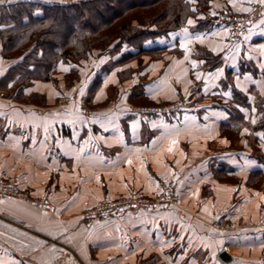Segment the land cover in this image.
Wrapping results in <instances>:
<instances>
[{"label": "crops", "instance_id": "obj_1", "mask_svg": "<svg viewBox=\"0 0 264 264\" xmlns=\"http://www.w3.org/2000/svg\"><path fill=\"white\" fill-rule=\"evenodd\" d=\"M257 6L262 14L233 44L221 14ZM189 20L146 44L165 51L145 64L144 79L123 78L127 68L104 57L83 61L70 88L64 78L72 67L61 64L58 86L37 81L25 90L45 96L46 107L0 93V180L17 178L22 192L49 205L0 201V264H264V130L256 105L264 99V2L212 0L207 15ZM16 62L0 56V80ZM64 95L90 101L95 114H84L77 100L60 102ZM172 104L176 110L161 111ZM169 184L180 207L93 223L84 217L107 198L158 195ZM221 221L236 229L219 231Z\"/></svg>", "mask_w": 264, "mask_h": 264}, {"label": "trees", "instance_id": "obj_2", "mask_svg": "<svg viewBox=\"0 0 264 264\" xmlns=\"http://www.w3.org/2000/svg\"><path fill=\"white\" fill-rule=\"evenodd\" d=\"M211 1L55 0L45 4L7 0L0 4V56L17 62L1 78L0 93L5 92L4 96L13 101L35 103L42 95L28 96L25 90L37 81L56 84L61 64L72 67L64 78L72 87L81 78L79 67L83 60L112 44H116L113 49L125 44L135 48V56L164 53L165 48H147L145 43L185 28L188 20L198 14L207 15ZM134 13L121 24L122 19ZM134 21L137 23L132 24ZM199 57L211 63V55L203 48L199 49ZM98 80L99 77L91 95L98 89ZM256 105L263 116L257 127L264 130V99Z\"/></svg>", "mask_w": 264, "mask_h": 264}, {"label": "built area", "instance_id": "obj_3", "mask_svg": "<svg viewBox=\"0 0 264 264\" xmlns=\"http://www.w3.org/2000/svg\"><path fill=\"white\" fill-rule=\"evenodd\" d=\"M63 2L77 1V0H59ZM263 12L262 6H257L248 14L233 13L225 10L220 20L222 24L229 30L230 41L233 44L239 43L250 31L252 23L259 18ZM177 104L164 106L162 112H169L177 109ZM81 111L86 115L95 114V110L88 108L85 100L80 103ZM137 109V108H135ZM156 108H145L147 112H153ZM5 199L20 200L28 205L47 210L49 205L43 200L30 198L19 187L18 179L11 177L5 180H0V201ZM181 198L178 195L174 184L166 185L163 191L158 195L143 196L140 194L128 195L118 199L107 198L100 201L95 206L89 208L84 213L85 219L89 223L98 220L118 216L120 214L135 211V210H151L159 211L167 208L180 207ZM17 227L29 230V226L24 221H13ZM216 228L221 232H229L235 230L233 225L224 226L217 224Z\"/></svg>", "mask_w": 264, "mask_h": 264}, {"label": "rangeland", "instance_id": "obj_4", "mask_svg": "<svg viewBox=\"0 0 264 264\" xmlns=\"http://www.w3.org/2000/svg\"><path fill=\"white\" fill-rule=\"evenodd\" d=\"M134 15H135V13L133 15H128L127 17L122 19L121 20V24L122 23H127L129 21V19L132 18ZM135 23H137V22H135V21L132 22V24H135ZM110 31H111V29H110ZM150 41L146 42L145 46H146V44H149ZM115 45L116 44H112L111 47L106 49L104 52H101V50H95L92 54H90L91 56H89V58H87L86 60H83V61H87L89 59H93L94 60L95 58L102 59L104 57L116 58L114 61H111L110 64L117 63V64H119V67L122 66L124 68H127V69H124L125 71L123 73V78L132 79V78L136 77V78H139L141 80V79H144V78H142L143 76L141 74H143V72L145 70V64H147V62L150 61V60L162 58V54H163V53H159V54L144 53V54H141L139 56H135V55H133V54H135L137 52L135 48L130 47L127 44H125V45H123V46H121L119 48L113 49L112 47L115 46ZM50 83H53V82H50ZM65 83H66L65 86L67 88H70V86H67V82H65ZM53 84L55 86H58L59 81L56 84L55 83H53ZM75 84H76V82L73 85H75ZM2 94L5 95L6 93L3 92ZM44 98H45V96L42 95V97H39L36 100L35 103L30 102V100H26V101H24V103L33 104V105H37V106H43L42 104L44 102L45 105L43 107H46L47 106V100L45 102ZM73 100H77V102H79V104L81 103V101L85 100L86 103H87L88 108L93 109L95 111L97 110L92 105H89L88 101L86 99H84L83 97L74 99L71 96L64 95L63 97H61V99L59 101L60 102H71ZM140 195L148 196L146 194H140ZM121 197H124V196H121ZM121 197H117V198H113V199H118V198H121ZM217 224L224 225V226L233 225L234 228L236 229V225L233 222H225V221L224 222H222V221L221 222H217L215 224V228H216Z\"/></svg>", "mask_w": 264, "mask_h": 264}, {"label": "water", "instance_id": "obj_5", "mask_svg": "<svg viewBox=\"0 0 264 264\" xmlns=\"http://www.w3.org/2000/svg\"><path fill=\"white\" fill-rule=\"evenodd\" d=\"M221 258H222L225 262L231 260V257H230L226 252H224V253L221 255Z\"/></svg>", "mask_w": 264, "mask_h": 264}, {"label": "snow or ice", "instance_id": "obj_6", "mask_svg": "<svg viewBox=\"0 0 264 264\" xmlns=\"http://www.w3.org/2000/svg\"><path fill=\"white\" fill-rule=\"evenodd\" d=\"M4 2H5V0H0V4H2V3H4ZM261 2H264V0H261ZM188 23H189V24H192L193 21L189 20Z\"/></svg>", "mask_w": 264, "mask_h": 264}]
</instances>
